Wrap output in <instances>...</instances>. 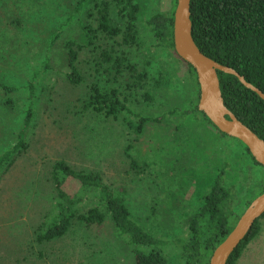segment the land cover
Masks as SVG:
<instances>
[{"label": "rangeland", "instance_id": "374dc122", "mask_svg": "<svg viewBox=\"0 0 264 264\" xmlns=\"http://www.w3.org/2000/svg\"><path fill=\"white\" fill-rule=\"evenodd\" d=\"M79 1L0 0V84L10 87H0V154L17 144L28 107L35 109L27 146L0 169V264H135L110 220L102 227H88L78 220L65 236L38 240L41 226L52 222L46 216L57 197L53 167L61 160L76 170L99 172L111 188H125L133 217L168 240L169 253L175 252L173 241L182 234L187 216L214 184L224 155L231 163L227 178L237 187L238 216L264 187V168L243 144L193 111L198 102L194 84L174 79L158 82L171 61L156 41L138 48L121 44L120 36L99 33L93 45L79 51L82 82L68 80L65 39L74 35L85 44L80 24L97 26L91 16L93 0L81 10ZM135 1L142 29L150 13L176 6L175 0ZM105 47H115L147 68L146 88L152 100H146L143 91L127 89L125 77L114 81L99 69L98 55ZM180 67L182 73L187 68ZM94 85L102 90L118 88L136 111L161 120L136 132L133 119L125 114L107 115L90 106ZM128 153L144 165L143 171L130 167ZM91 204L96 202L83 205L81 212ZM238 264H264V220Z\"/></svg>", "mask_w": 264, "mask_h": 264}, {"label": "trees", "instance_id": "16d2710c", "mask_svg": "<svg viewBox=\"0 0 264 264\" xmlns=\"http://www.w3.org/2000/svg\"><path fill=\"white\" fill-rule=\"evenodd\" d=\"M87 1L80 0L78 10H81ZM93 2L95 12L91 16L95 17L97 26L80 24L87 43L82 44L74 35L64 41L63 47L68 57V70L65 75L71 83L82 82L83 75L77 66L79 51L85 46L93 45L99 33L108 38L120 36L121 44L138 48L153 40L157 42V48L161 47L167 52L171 61L170 69L160 75L158 82H171L173 79L176 83L189 81L188 83L194 84L198 90L199 102L200 85L197 71L192 64L181 58L175 49L176 6L171 11L155 10L150 13L145 19L146 29H142L138 21L140 6L135 0ZM175 4L177 5V0ZM191 20L193 37L204 54L223 65L233 67L247 81L264 92V0H191ZM60 34L61 31L56 37ZM97 61L99 69L108 78L118 81L125 77L127 89L143 91L146 100L153 99L146 88L150 81L147 68L134 64L125 52L115 47H105L99 53ZM182 64L187 67L183 73L180 69ZM218 75L226 106L264 139V99L256 91L246 87L236 75L220 70ZM0 87L10 89L2 84ZM28 88L33 94V83H30ZM91 97L90 106L95 110L113 116L125 114L133 119L134 129L138 133L144 130L147 123L161 120L159 116H146L136 111L118 88L102 90L99 85H94ZM198 102L193 111L201 113L210 121L199 109ZM177 110L183 114L187 113L181 109ZM34 111V106L30 105L17 144L0 154V169L9 166L12 156L27 146L26 134L32 127ZM234 139L240 141L251 159L264 168L241 140ZM128 154L130 167L136 172L143 171L144 165ZM230 166L229 156L224 155L214 184L203 196L202 202L187 216L182 234L173 241L175 252L169 253L165 250L168 240L159 238L133 217L126 203L125 188H111L97 171L76 170L64 160L58 161L52 174L57 192L56 202L54 209L46 216V221L52 222H45L41 226L38 240L43 242L61 238L78 220L85 222L88 227H102L110 220L124 245L130 248L135 264H209L214 250L233 230L240 217L235 211L237 187L227 178ZM263 192L264 187L257 196ZM94 202L96 204H91L86 212H81L83 205ZM261 220H264V214L232 253L227 264H238L247 244L260 232Z\"/></svg>", "mask_w": 264, "mask_h": 264}, {"label": "water", "instance_id": "95a60500", "mask_svg": "<svg viewBox=\"0 0 264 264\" xmlns=\"http://www.w3.org/2000/svg\"><path fill=\"white\" fill-rule=\"evenodd\" d=\"M174 43L177 54L193 65L200 85L198 107L223 133L241 140L264 166V139L243 123L226 106L218 71L236 75L248 88L263 99L264 92L246 80L231 66L223 65L208 57L196 44L191 20V0H177L174 13ZM264 214V192L255 197L239 217L235 227L214 250L209 264H227L230 256Z\"/></svg>", "mask_w": 264, "mask_h": 264}]
</instances>
